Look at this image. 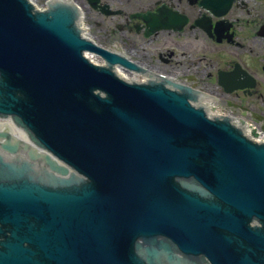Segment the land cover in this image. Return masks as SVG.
I'll list each match as a JSON object with an SVG mask.
<instances>
[{"label":"water","instance_id":"1","mask_svg":"<svg viewBox=\"0 0 264 264\" xmlns=\"http://www.w3.org/2000/svg\"><path fill=\"white\" fill-rule=\"evenodd\" d=\"M77 14L0 0V117L50 152L0 131L16 155L0 152V264H145L143 237L212 264H264V229L249 226L264 221V145L183 95L120 79L112 65L130 64L83 39Z\"/></svg>","mask_w":264,"mask_h":264},{"label":"flooded vegetation","instance_id":"2","mask_svg":"<svg viewBox=\"0 0 264 264\" xmlns=\"http://www.w3.org/2000/svg\"><path fill=\"white\" fill-rule=\"evenodd\" d=\"M74 1L105 43L93 39L102 46L116 43L148 71L147 79L163 75L233 115L242 116L246 107L264 118L258 105L264 99V0ZM256 44H263L261 55ZM251 78L255 90L235 88Z\"/></svg>","mask_w":264,"mask_h":264},{"label":"rangeland","instance_id":"3","mask_svg":"<svg viewBox=\"0 0 264 264\" xmlns=\"http://www.w3.org/2000/svg\"><path fill=\"white\" fill-rule=\"evenodd\" d=\"M39 1V0H38ZM43 0H40V3H39V5H43ZM91 32V31H90ZM94 35V36H96V37H98V35L96 34V32H95V30H93V32H91V35ZM96 40H98V41H100V42H102V43H105L104 42V40H102L100 37H98V39H96ZM114 43V42H113ZM113 43H111L110 45H108V46H111V45H113ZM262 46H263V44H256V50H255V53L256 54H260L261 55V53H262V50H263V48H262ZM259 60V58L257 57L256 58V61H255V63L257 62ZM260 89H261V91H262V94L264 95V85L262 86V88L260 87ZM261 105V106H264V99L263 100H261V101H259L258 102V105Z\"/></svg>","mask_w":264,"mask_h":264},{"label":"bare ground","instance_id":"4","mask_svg":"<svg viewBox=\"0 0 264 264\" xmlns=\"http://www.w3.org/2000/svg\"><path fill=\"white\" fill-rule=\"evenodd\" d=\"M89 57H90L91 60L94 61L95 55L90 54ZM117 75H123V78L128 79L131 82L135 81L134 79L131 78L133 76L132 74H129L127 71H125V68H121L119 66L117 67ZM15 133H18V131L15 130Z\"/></svg>","mask_w":264,"mask_h":264}]
</instances>
